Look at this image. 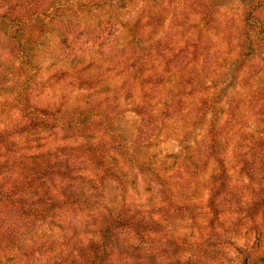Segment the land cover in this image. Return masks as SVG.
Here are the masks:
<instances>
[{
  "label": "trees",
  "instance_id": "obj_1",
  "mask_svg": "<svg viewBox=\"0 0 264 264\" xmlns=\"http://www.w3.org/2000/svg\"><path fill=\"white\" fill-rule=\"evenodd\" d=\"M104 10L120 36L96 57L41 49ZM220 12L215 0H0V58L26 75L60 62L44 82H63L0 117V264H264V0L244 7L237 55L215 81L213 37L232 41ZM178 122L202 131L185 162L145 167ZM244 183L259 189L247 200ZM41 226L40 260L22 261V239Z\"/></svg>",
  "mask_w": 264,
  "mask_h": 264
},
{
  "label": "rangeland",
  "instance_id": "obj_2",
  "mask_svg": "<svg viewBox=\"0 0 264 264\" xmlns=\"http://www.w3.org/2000/svg\"><path fill=\"white\" fill-rule=\"evenodd\" d=\"M219 5L221 12L218 17L221 24V29L227 28L229 30L230 38L232 36V41L230 45H227L225 40L222 39L223 31L221 30L218 36L213 37L214 46L212 47V56L218 58L220 67L215 69V72L221 74L220 76L212 77L213 80L217 81L222 78V73L229 66L231 59L237 55L238 47L237 40L239 33L242 28V13L244 7L248 5L251 0H215ZM117 5L115 6V9ZM114 19H109L107 12L104 10L99 14V18L95 21L88 22H76L73 21L65 28V32H49L41 41L40 47L45 51L47 57L48 54H51L52 57H56V47H62L66 52L71 51L73 55L80 53L85 54V58L96 57V52L105 50L107 45L114 40L118 39L120 36V26ZM57 26L54 30H58ZM63 34V36H61ZM67 62V60H66ZM49 63L52 64V67H48ZM60 62L56 61L43 62V66L40 68L39 63H35L33 67L28 68L27 75L23 71H19L18 67L20 61L18 58H11L10 56H5L0 58V117H14L19 114L18 107H27L29 103L35 102L40 99L44 100L52 95L53 91L57 95L60 94L59 86L62 83H54L50 81L53 85V91L49 88V83H45L46 79L60 67ZM68 64V63H67ZM69 65V64H68ZM66 66V65H65ZM63 66V67H65ZM243 76L248 79V72H241L240 79ZM226 79L228 82L230 77L227 75ZM238 89V88H237ZM43 90V93L41 94ZM16 92L19 95H16ZM29 93V97L27 95ZM26 97V99H24ZM76 95H73L70 98V103L76 102L79 100ZM33 100L32 102H30ZM46 101H43L45 103ZM42 103V101L40 102ZM8 114V115H7ZM253 123V122H252ZM252 123H249L248 128L245 131L249 136L255 135L254 126ZM183 122H178L165 131L162 135L150 148V152L146 153V159L144 166H149V169L153 168L155 170H161L162 167L159 165H164L168 168L169 173L173 170L172 167H176V163L185 162L186 158V147L189 149L194 145H197L202 138V131L196 129L195 131L192 128L182 129L181 126ZM195 141V142H194ZM197 150L190 151L196 152ZM184 158V159H183ZM193 162H190L192 165ZM164 172V171H163ZM162 172V173H163ZM179 172L182 176L185 175L183 169H180ZM166 174V172L164 173ZM163 175V174H162ZM146 181L143 180L142 175L138 174L137 179V190L139 196L144 199L149 195ZM242 184V183H241ZM244 183L242 187V193L244 195L243 200H247L246 196L250 195V190H256L257 193L259 189H255V185H250ZM241 186V185H240ZM244 186H247L246 188ZM251 196V195H250ZM228 217V216H227ZM228 219V225L232 219ZM258 223H261L260 215L256 218ZM32 235H27L22 239L20 245L19 258L26 261L31 260L30 254H34L35 260H40L38 255L39 253L35 249L32 251L35 241L42 237V241L48 239L49 232L44 226L34 227L31 230ZM33 244V245H32ZM14 255L11 253L10 256Z\"/></svg>",
  "mask_w": 264,
  "mask_h": 264
}]
</instances>
